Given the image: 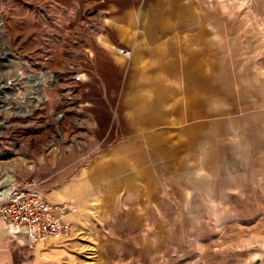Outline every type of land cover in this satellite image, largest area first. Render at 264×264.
<instances>
[{
    "label": "rangeland",
    "instance_id": "1",
    "mask_svg": "<svg viewBox=\"0 0 264 264\" xmlns=\"http://www.w3.org/2000/svg\"><path fill=\"white\" fill-rule=\"evenodd\" d=\"M185 5L232 35L219 70L232 60L248 75L219 126H233L231 148L197 115L185 68L146 87L157 53L196 50L187 30L170 33L194 19ZM146 92L162 93L170 143L177 123L185 142L167 163L126 166L115 190L113 171L93 174L119 155L129 99ZM28 179L77 206L72 233L30 248L1 229L0 264H264V0H0V191Z\"/></svg>",
    "mask_w": 264,
    "mask_h": 264
},
{
    "label": "crops",
    "instance_id": "2",
    "mask_svg": "<svg viewBox=\"0 0 264 264\" xmlns=\"http://www.w3.org/2000/svg\"><path fill=\"white\" fill-rule=\"evenodd\" d=\"M187 8L189 7L187 6ZM191 13L194 17L191 22L183 21V24L179 25L175 32H170V30L168 32L175 33L176 36L180 37L183 36L184 32L180 33L179 30H187L189 32V43L188 45H185L183 49H190V47L194 44L196 47L195 52L191 50L186 52L184 50L183 52L178 53V55H175L174 53L169 54L166 53V51H161L162 54L157 53L156 58H153L157 62L161 63V66L159 68L158 65H153L154 67L151 70H155L153 73H156L154 79L150 77V71L149 74L148 72L146 73V87L150 86L149 81L152 83V85L157 83L164 86V83L166 82L164 80H166L167 75H179L177 72H179V70L184 71L185 68L183 78L186 80H192V85L190 86L192 91L196 94V98L194 97V99L197 102L195 107L199 111L197 115L199 118H201V121H206L208 118H210L208 121V126L210 128L209 132L211 133L212 140L219 139L217 141H220L221 147L231 148V144H225L224 146L222 143H224V141L225 143L231 141L230 138H232V136H230V133H232L233 126L229 124L226 133H222L219 126H221L220 123L224 122L228 124L230 122L229 115L234 114V101L239 99L241 100L243 98L242 95H244L246 92L244 90V86L248 75L245 74L244 71L240 72V69L238 68L239 62H232V60L231 66L227 64L226 68L219 70L217 60L220 57V54H225L222 50L224 49L225 52H228V47L233 44V38L232 40H229V45L225 43L226 39L225 42L223 39L224 37L228 38L232 35H230L227 30L219 31L217 29H212L214 23L212 22V10H210L209 13L201 14L199 19H197V16H194L192 11ZM203 21L209 23L212 22L211 29L205 28V24L201 23ZM198 23H201L200 27H195L196 24L198 25ZM217 37L221 38L217 39ZM227 59L229 60L228 56ZM165 60H168V62L166 61L164 63ZM196 61L197 66L195 65L191 67L188 65H193ZM198 66L202 68L199 69ZM170 76H168V78ZM249 84L246 83V85ZM152 89L154 91L157 90L155 88ZM250 90H252L250 93L255 92L253 88H250ZM250 90L248 89V93ZM146 93L144 95H133L132 98L129 99L130 101L128 108L125 110V115L129 118V126L126 140L120 143V146H117V149L120 148L119 155L113 156L112 160L109 162L107 161L109 164H106L103 170L97 171L93 174L94 177H99L101 174L107 175L113 171L115 190L118 189V185L120 186L122 182L129 179V168H126V166L130 165L131 168L133 164L154 165L156 162L153 160L154 158H162V161L160 162L163 164V162L166 160L165 162L167 163L169 158L168 148L172 147L180 149L183 147L185 142V140H181L180 138L183 137L181 134L186 132V128H183L177 123L172 127L174 130L173 132L177 134V141H172V144L170 143V130H168L170 126L168 127L163 125L167 123L163 121L166 109H162L163 107H161V104L155 102L158 100L163 101L164 98L162 97V93L156 92V95L153 98L149 97L150 94L148 92ZM185 99V96H180L179 100L176 101L177 106H179L177 108L173 107V109L178 110V112L176 114L173 113V115L178 119L181 117L182 123H184L183 118L187 115ZM223 107L224 109H222ZM218 108L221 109L220 111L225 110V113H216L215 111H217ZM224 137L225 139H223ZM216 146L217 144L214 145V147ZM99 163L101 164V162H97V164ZM111 164L114 166L113 168ZM143 172L145 173L146 170ZM49 199L50 201H47L52 203L61 202L60 199L54 198V196H50ZM1 229L3 232H5L4 227L0 222V230ZM5 234L8 236L6 232ZM16 243L18 246L21 245L19 242Z\"/></svg>",
    "mask_w": 264,
    "mask_h": 264
},
{
    "label": "built area",
    "instance_id": "3",
    "mask_svg": "<svg viewBox=\"0 0 264 264\" xmlns=\"http://www.w3.org/2000/svg\"><path fill=\"white\" fill-rule=\"evenodd\" d=\"M76 214L75 204L47 201L32 179L10 182L0 191V222L5 232L30 248L49 240L68 241Z\"/></svg>",
    "mask_w": 264,
    "mask_h": 264
},
{
    "label": "bare ground",
    "instance_id": "4",
    "mask_svg": "<svg viewBox=\"0 0 264 264\" xmlns=\"http://www.w3.org/2000/svg\"><path fill=\"white\" fill-rule=\"evenodd\" d=\"M19 243H21V242L19 241Z\"/></svg>",
    "mask_w": 264,
    "mask_h": 264
}]
</instances>
